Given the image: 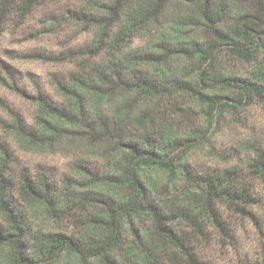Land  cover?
Returning <instances> with one entry per match:
<instances>
[{
	"label": "trees",
	"instance_id": "1",
	"mask_svg": "<svg viewBox=\"0 0 264 264\" xmlns=\"http://www.w3.org/2000/svg\"><path fill=\"white\" fill-rule=\"evenodd\" d=\"M39 11L37 37L49 27L80 29L93 40L69 53L75 71L58 82L67 102L39 97L48 119L38 117L32 130L12 115L10 128L40 145L66 138L101 150L105 164L79 161L57 179L21 168L0 140V264H207L201 251L212 232L230 237L234 229L222 208L255 221L263 259L241 264H264L260 197L249 183L264 181V153L245 169L199 171L186 160L192 141L173 135L160 114L180 97L204 105L212 123L226 107L264 106V0H0V42L26 34ZM138 38L146 41L133 49ZM221 53L257 71L247 78L214 74ZM222 88L233 97L206 94ZM150 168L180 175L181 198L155 196L143 176ZM50 221L76 230L48 231Z\"/></svg>",
	"mask_w": 264,
	"mask_h": 264
},
{
	"label": "rangeland",
	"instance_id": "2",
	"mask_svg": "<svg viewBox=\"0 0 264 264\" xmlns=\"http://www.w3.org/2000/svg\"><path fill=\"white\" fill-rule=\"evenodd\" d=\"M51 8L46 9V12H51L53 7ZM41 12L31 17L24 29L27 30L26 34L8 33L0 42V140L9 145L21 168L32 173L45 171L60 179L71 175L74 165L79 161L86 160L89 165H104L102 151L88 149L81 143L66 138L51 145L29 141L10 128L13 124L12 115L19 116L28 127L37 130L40 122L38 117L47 118L41 114L37 98L43 97L55 105L67 102L58 82L67 80L75 71L74 61L77 58L71 57L69 53L89 46L93 33L80 29L53 33L46 27L37 37L34 31L40 29L39 24L43 19ZM144 40L136 39L132 48L143 46ZM255 70L257 71V68L237 61L229 53H221L214 66V74L243 78L250 77ZM206 94L233 97L232 92L223 88L220 91L211 89ZM160 110V114L167 118L166 122L171 125L173 135H180L186 138L185 140L192 141L186 160L189 166L199 171L226 170L233 167L245 169L256 153H264L262 105L252 104L240 109L226 107L217 123L209 122L206 107L189 97H180L174 103L166 102ZM143 174L154 195L164 202L180 199V191L186 188L180 175L169 178L163 172L151 168ZM249 183L256 187V193L260 197V204L255 213L263 228L264 181L251 180ZM221 207L220 205L219 208ZM222 210L227 222L234 229L230 237L223 236L218 231L212 232L201 251L206 263L241 264L247 258L263 259L261 235L255 221L248 217L241 218L226 209ZM35 216L41 222L47 221L45 214L40 211H37ZM44 225L48 231L57 233L71 234L76 230L69 221H50ZM66 264L73 263L68 260Z\"/></svg>",
	"mask_w": 264,
	"mask_h": 264
}]
</instances>
